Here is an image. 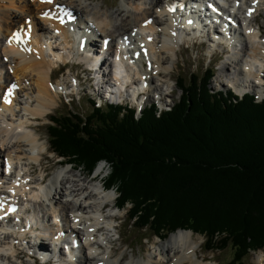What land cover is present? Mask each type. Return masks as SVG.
Segmentation results:
<instances>
[{"label":"bare ground","instance_id":"bare-ground-1","mask_svg":"<svg viewBox=\"0 0 264 264\" xmlns=\"http://www.w3.org/2000/svg\"><path fill=\"white\" fill-rule=\"evenodd\" d=\"M4 1L10 5H1ZM184 1L189 0H127L117 11L109 12L102 4H92L88 0H32L30 4L28 0H0V85L5 87H0V264H16L22 253L28 255L30 251L43 255L54 247L57 255L62 252L60 237L32 239L29 221L22 223L19 216L14 219L15 225L12 224L6 212L12 201L19 202L20 215L31 209L35 212L32 218L48 223L54 220L59 223L61 217L72 227L71 233L84 238L80 241V245L83 242V259L63 252L62 264L205 263L200 254L203 236L195 238L190 230L175 232L166 242L155 244L158 248L149 250V254L140 252L139 256L133 249L131 258H127L126 252L116 256L109 241L114 223L118 221V214L113 212L117 205L113 189L106 190L104 182L84 179L66 167L56 171L48 179L49 183L43 181V175L33 180L31 172L33 163L41 162L47 148L36 134L34 124L47 117L56 106L59 92L53 86L51 75L53 69L59 67L58 63L88 61V66L96 67L98 62L94 57L86 58L87 49H92L91 45L102 48L99 43H103L104 50L96 52L98 60L106 54L119 63L117 74L124 75L114 78L112 83L119 87L108 95L118 101L131 100L145 106L151 100V95L146 96L147 88L162 96L164 88L169 87L177 50L181 49L180 41L191 43L192 39H201L200 22L194 20L191 25L187 18H182L179 10ZM218 3L222 9L230 10L237 24L229 31L222 26L221 30H215L212 38L208 37L210 54L214 51L226 53L217 82L232 86L237 92L256 89L262 97L264 36L260 32L264 23L259 25L257 17L259 11L264 10V0ZM173 8L179 10L173 13ZM47 10L50 12L45 14ZM12 11L17 16H12ZM11 16L19 19L11 22ZM22 16H25L23 22L20 21ZM28 17L31 20L25 23ZM95 34L99 37H94ZM84 43L87 45L83 47ZM144 48H147L145 53ZM101 63L96 76L103 83L105 62ZM74 78L78 80L75 75ZM30 81L34 82L33 88ZM129 83L131 87L126 88ZM74 85L77 86V82L70 89L75 92ZM9 89H12L10 96ZM142 91L144 95L136 98ZM6 99L10 102H5ZM103 169V165L98 166L97 177ZM24 244L27 252H19L18 248ZM34 261V264H54L48 260ZM257 264H264V253L258 255Z\"/></svg>","mask_w":264,"mask_h":264},{"label":"trees","instance_id":"trees-1","mask_svg":"<svg viewBox=\"0 0 264 264\" xmlns=\"http://www.w3.org/2000/svg\"><path fill=\"white\" fill-rule=\"evenodd\" d=\"M214 77L208 69L178 80L170 110L152 103L137 117L130 106L90 101L87 115L52 116L49 145L88 174L106 162V187L139 230L158 238L191 230L205 250L231 248V264H246L264 251V100L213 92Z\"/></svg>","mask_w":264,"mask_h":264},{"label":"rangeland","instance_id":"rangeland-1","mask_svg":"<svg viewBox=\"0 0 264 264\" xmlns=\"http://www.w3.org/2000/svg\"><path fill=\"white\" fill-rule=\"evenodd\" d=\"M127 0H88V2L95 4V3H100L102 4V7L107 9L109 12H115L120 8V6L123 4V2H126ZM28 3H32V0H28ZM1 5L4 7H8L10 4L7 2H2ZM26 5H24V8ZM34 9V7H33ZM69 9V8H68ZM36 11V9H35ZM13 12V11H12ZM11 15L12 16H17L15 12H13ZM260 16L257 17V22L259 25H262L264 23V10L259 11ZM10 18L11 22H15L19 19V17H12ZM69 16V15H68ZM25 16H22L20 18V21L23 22ZM31 20V17H28L26 22H29ZM29 25H32L31 23ZM44 25V24H43ZM113 26V25H112ZM159 34V33H158ZM162 33H160V36ZM262 36H264V27L262 29ZM202 41H199V44L191 45L190 43H185L183 46H181V49L177 50V55L176 59L174 60V68L172 77L173 79L169 83V87L166 86L165 93L162 96H159L158 94H155L152 89H148L146 96L151 95V100L149 102H146L145 106L150 105L151 103L156 102V100L161 97L163 98V104L165 107L170 108L172 105L179 100V98L182 95L181 90L177 87L176 82L178 80H186V81H194L192 79V76L200 77L203 78L205 76L207 68L210 69L213 74L215 75L214 79L211 81L210 84V89L213 92H218V91H227L228 88L221 84L220 82L218 84L217 78L220 74V72L217 71V65L214 64V62L211 61L209 58V47L208 44H202ZM100 50L99 46L97 47V50ZM218 53H223L222 51H218ZM224 55V54H223ZM226 56L223 57L225 60ZM78 62H71L67 65V67H63V65H59L58 68L53 69V74L52 76V81H54V85L59 88L60 83L64 81L70 82V79L74 78L72 75H75L78 78H82V82L85 84L81 88L80 94L76 96L74 99L72 98H65L60 95H57L56 97V106L52 109V111L47 115V117H44L40 121L35 122L34 128L36 134L39 136V139L41 142H44L47 146L46 150L44 151V156L39 163H33L31 172L33 173L32 176L33 180L35 177H39L41 175L45 176L47 175L48 178H52L53 174L56 171H59L60 169L66 167L70 168L73 170L75 174H78L79 176L81 175L82 178L86 179H95V182L98 183L99 181L104 182L103 184L106 183L107 176L110 172V168L107 164L106 165V170L103 172V174L99 175V177L96 176V172L98 171V167L96 168L95 172L92 174H88V172L85 169H79L74 165H63L61 166L60 163L64 161L62 158H59L56 153H53L50 147L49 143V125L52 123L51 117H58L60 115H68L71 112H79L83 115L89 114L90 108H91V103L92 98L88 95V92L91 91L88 86V82L92 80V76L88 74V71L86 72L87 65L85 67H81L82 65L77 64ZM222 63V62H221ZM220 64V63H219ZM218 64V65H219ZM146 65V64H145ZM5 66L7 64L5 63ZM9 67L12 68V65H9ZM70 69L72 70L70 73ZM6 72V69H4V73ZM58 72V73H57ZM70 73V74H69ZM233 73V72H231ZM69 74V75H68ZM67 75V76H66ZM35 76V75H34ZM69 77L64 78V77ZM75 79V78H74ZM5 78L3 77L2 83H4ZM224 81V79H223ZM222 82V81H221ZM225 82V81H224ZM91 83V82H90ZM30 84H32V88L34 87L33 81H30ZM73 84V82L71 83ZM92 84V83H91ZM0 87H4L0 85ZM5 88V87H4ZM29 88V87H28ZM150 91V92H149ZM152 91V92H151ZM167 91V92H166ZM251 91V90H250ZM30 92H33L30 90ZM157 93V92H156ZM255 93H257L255 91ZM258 94V93H257ZM259 100L262 101L261 99L264 98V95L260 97L258 95ZM124 105V104H123ZM166 108V109H167ZM18 111V109H17ZM20 111V107H19ZM65 162V161H64ZM104 164L100 163L98 166ZM48 182V180H47ZM49 183V182H48ZM47 187L46 185L44 188ZM116 192V190H113ZM116 195L118 197V194L116 192ZM116 197V198H117ZM117 201V199L115 200ZM23 203V202H22ZM118 204V201L115 202ZM119 205V204H118ZM109 212V211H108ZM114 214H118V221L115 222L114 224L117 225V229L114 230L111 234V238L114 240L112 243L113 248L116 250L115 255L119 256L120 254L125 253L127 258H131L133 254V249L137 252V254L140 256V252L143 255H146L147 253L149 254V250L153 249L155 251L158 247L156 246L157 244H162L168 240H161L160 238L156 237L153 235L152 230L146 229V230H139L138 227L134 224L133 221H131L127 216H128V211L127 209L120 210V211H115L113 210ZM191 231V230H190ZM174 234V233H173ZM195 234V233H194ZM197 236H201L199 234H195V238H198ZM143 237H148L145 241H142ZM202 237V236H201ZM206 240L204 237H202V247H201V257L205 258V263L204 264H231L234 261L235 258V251L231 248H228L227 250L224 251H218V252H209L205 251V246H206ZM156 244V245H155ZM45 246H49L48 244H44ZM128 245H132L129 247ZM157 247V248H156ZM205 247V248H204ZM23 248V247H21ZM156 248V249H155ZM26 251V250H25ZM19 252H23L22 250H19ZM25 253V252H24ZM264 253L262 249L258 252H253L250 256L247 257L246 264H257V257L258 255ZM257 255V256H256ZM14 260V259H13ZM37 261V260H36ZM34 259L29 258L26 253H22V257L19 260H16V264H34Z\"/></svg>","mask_w":264,"mask_h":264},{"label":"snow or ice","instance_id":"snow-or-ice-1","mask_svg":"<svg viewBox=\"0 0 264 264\" xmlns=\"http://www.w3.org/2000/svg\"><path fill=\"white\" fill-rule=\"evenodd\" d=\"M12 88H15V85H13ZM11 93H12V89H9V91H8V96H10ZM5 102H10V101L6 99Z\"/></svg>","mask_w":264,"mask_h":264}]
</instances>
